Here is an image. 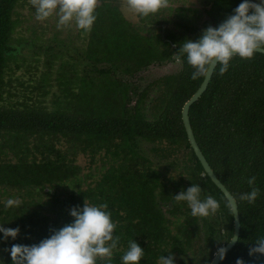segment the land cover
Returning a JSON list of instances; mask_svg holds the SVG:
<instances>
[{"label": "trees", "instance_id": "trees-1", "mask_svg": "<svg viewBox=\"0 0 264 264\" xmlns=\"http://www.w3.org/2000/svg\"><path fill=\"white\" fill-rule=\"evenodd\" d=\"M201 1V11L195 10L201 20L181 12L173 18L170 8L142 18L139 26L121 14L123 0H97L91 30H79L78 56L39 45L44 56L36 60V79L35 67L20 58L27 41L13 43L23 0H0V188L29 195L13 208L0 200V224L20 229L15 240L0 241L4 264H11L6 249L12 244L39 243L71 222L69 210L85 201L108 205L113 235L120 237L113 264H120L129 239L145 249L141 264H156L167 250L176 264H210L233 237V212L203 175L182 120L204 77L191 79V67L174 54L184 39L217 26L241 0ZM177 60L178 72L143 86L124 79ZM219 67L189 110L203 155L238 204L239 240L219 264L238 258L264 264V255H249L254 240L264 236V54L235 56L223 74ZM54 85L58 91L48 104ZM141 142L151 144L150 154ZM251 176L260 194L248 203L239 195L250 190ZM192 183L220 202L216 213L192 217L184 202L175 201Z\"/></svg>", "mask_w": 264, "mask_h": 264}, {"label": "clouds", "instance_id": "clouds-1", "mask_svg": "<svg viewBox=\"0 0 264 264\" xmlns=\"http://www.w3.org/2000/svg\"><path fill=\"white\" fill-rule=\"evenodd\" d=\"M31 2L37 20H45L55 13L58 28L69 27L74 22L76 28L87 33L96 20L97 0ZM177 8L170 9L169 0H123L120 12L125 17L131 14L145 18L162 9H170L173 15ZM259 49H264V0H241L232 13L217 26L209 25L204 28L196 40L184 39L174 55L177 59L184 58L192 69L191 79L195 80L206 77L213 65H219V73L223 74L233 57L249 59ZM255 180V176L247 178L250 190L240 193L239 200L253 203L257 199L260 188L256 186ZM173 197L176 202L187 205L192 217H209L220 207V202L214 196H202V188L198 183H192ZM2 203L5 208H13L20 206L22 202L19 197H9ZM225 203L232 211L237 205L232 196H228ZM107 209V203L90 204L87 201L82 207H72L69 210L72 221L59 229H52L51 234L39 243L12 244L6 249L11 257V264H98V260H102L103 264H113L112 257L114 250L119 251L120 237L113 235L116 224ZM19 232L18 227H4L0 224V241L8 238L15 240ZM168 252L170 250L159 255L156 264H176L174 255L165 256ZM226 252L227 249L221 246L217 248L216 255L223 260ZM256 254L264 255V236H258L254 240V246L249 249L250 256ZM144 256L145 249L134 239H129L120 255V264H141ZM0 262L4 264L3 260ZM236 264H245V261L238 258Z\"/></svg>", "mask_w": 264, "mask_h": 264}, {"label": "rangeland", "instance_id": "rangeland-1", "mask_svg": "<svg viewBox=\"0 0 264 264\" xmlns=\"http://www.w3.org/2000/svg\"><path fill=\"white\" fill-rule=\"evenodd\" d=\"M201 2V0H192L191 3L190 0H169V5L170 8L178 7L176 12H181L184 15L188 14L189 16L198 19L200 16V11L202 9ZM253 2H259V0H254ZM23 4L24 5L20 6L17 9V15L19 16L21 25L14 35L13 43L19 44L20 40L27 41V43L21 50L20 58H26L29 64L32 67H35L33 68L36 71L35 78L39 79V68H36L39 67V62H37L36 60H39V58L42 59V57L44 56V54L42 53L39 54V45L55 46V48L59 51V55L63 52L64 57L69 56L70 53L71 55L77 57L78 54H75V52L73 51L74 46L81 47L83 41L82 38L79 37L80 29L76 28L74 22L69 27L58 28L57 17L55 13H53V15H51L45 20H37L35 17V10L32 6L31 0H23ZM195 10L200 11L198 12ZM126 18L133 22V24L135 25H143V23L141 22L142 18L140 17L133 16L130 14ZM173 18H175V12L173 13ZM199 19L201 20L203 19V17ZM180 68L181 64L178 60L173 62H167L162 65L153 64L148 68L142 70L140 73L136 74L134 77L124 79L133 85L143 86L146 84V82H152L163 76L176 73L180 70ZM57 91L58 88L56 85H54L46 101L48 104H50V100L52 98L53 93ZM150 147L151 144L147 142H141L140 144L141 150L147 154H150ZM91 180L92 179L90 178L88 183H90ZM9 197H19L20 200H22L28 199L29 195L25 192L20 193L17 191L6 190V192H4L3 189L0 188V200H6Z\"/></svg>", "mask_w": 264, "mask_h": 264}, {"label": "water", "instance_id": "water-1", "mask_svg": "<svg viewBox=\"0 0 264 264\" xmlns=\"http://www.w3.org/2000/svg\"><path fill=\"white\" fill-rule=\"evenodd\" d=\"M258 53L264 54V49H259ZM217 66V65H216ZM216 66L213 65V67L210 69L209 73L206 77H204V80L198 90L193 94V96L185 103L183 109H182V120L183 124L187 133L188 141L190 143L191 148L193 149L197 159L201 163L204 173L203 175H207L212 182L221 190V192L225 195L226 199L233 195L229 192V190L225 187V185L218 179L217 175L214 173L213 169L211 168L210 164L206 160L205 156L203 155L193 132L190 119H189V110L190 107L199 100V98L204 94V92L207 90V87L212 79L213 73L216 69ZM235 203V202H234ZM233 212V218H234V232H233V238L224 246L227 249L226 254L237 244L240 236V229H241V222H240V215L238 210V204L235 206ZM221 259L218 255H214L212 261L210 264H219Z\"/></svg>", "mask_w": 264, "mask_h": 264}, {"label": "bare ground", "instance_id": "bare-ground-1", "mask_svg": "<svg viewBox=\"0 0 264 264\" xmlns=\"http://www.w3.org/2000/svg\"><path fill=\"white\" fill-rule=\"evenodd\" d=\"M74 98V97H73ZM78 98V97H77Z\"/></svg>", "mask_w": 264, "mask_h": 264}]
</instances>
